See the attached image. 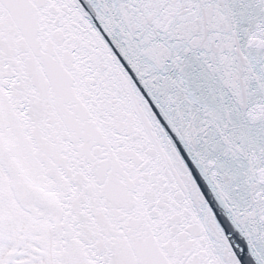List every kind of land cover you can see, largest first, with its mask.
Masks as SVG:
<instances>
[{
    "label": "water",
    "instance_id": "1",
    "mask_svg": "<svg viewBox=\"0 0 264 264\" xmlns=\"http://www.w3.org/2000/svg\"><path fill=\"white\" fill-rule=\"evenodd\" d=\"M3 1L0 0V7ZM163 2L164 6H167L166 11L171 19L168 24L158 25L162 18L165 23L167 22L166 11L163 12L161 6ZM204 2L206 1L204 0ZM213 3V0L208 2L211 5L210 10L213 11H209V14L214 13L215 6ZM177 5L180 8H182V5H186L183 8L184 11H186L188 6L187 3L185 4L181 0H105V7L112 15L111 19H114L120 28H118V31L120 32L121 30L120 33L125 34L127 37L124 42L127 43L128 41L127 44H132L137 50L139 39L142 40V46L148 55L147 65H145L147 67L151 66L150 68L153 72V77L147 83L154 91L156 89L157 91L159 89L162 90L160 92L162 93V98L159 99L160 102L156 107L161 108L162 112L166 111L165 113L168 115H173V126H178L177 135L180 140L184 141L183 152L185 153L186 151L189 158L198 159V163H192L194 178L185 177L186 172L189 171L183 173L185 180L183 186L187 187L186 194H184L185 189L181 193L178 190L180 186L176 184L174 179L176 177L169 179V185L174 192L173 201L170 202L172 196L169 192L165 194V198L169 197L168 203L175 207L170 208V210L173 212L182 209L188 211L189 216L198 217L201 216L202 208L200 206L197 207L199 192L195 190L193 183L196 180L202 182L201 179L209 174L210 168L214 170L212 173L215 172V174H212V177L207 179L208 187L216 188L215 184L223 183L226 177L223 175L221 168L217 170V168L212 167L214 160L211 157L214 154L206 155L210 152L211 143L217 137L216 129L219 127L228 129L229 133L239 137L249 135L255 129L249 130L244 135L239 133L237 129L239 128L237 125L239 121L238 114L240 115L241 109L246 111V106L243 103L236 106L238 101L243 98V91L241 92L240 87L233 89L230 94L232 95L231 98H228L229 100L221 97L216 99L214 103L212 102L210 106H200L201 102L204 101V97H199L200 95L198 94L199 90L197 87L199 89L202 88L198 81L199 79H197L198 74L203 76L207 72H219L220 69L227 70L232 62L219 60L215 65L204 67V62L199 61V66L205 69L199 71L195 77L190 76L191 80L188 82L181 71L184 70L185 66L182 62L179 63V61L174 59L171 48L165 42V44L160 45L162 42L156 43L150 39L152 37L165 40L173 34L174 24L172 23L175 20H173L172 13L175 15L174 8ZM148 14L153 15L154 19L156 18V22L152 25L148 24L146 28L144 27L143 19H137L136 16L140 17ZM11 15H14V11ZM217 15L214 14V16ZM45 17L42 18V20L44 19L42 25L46 23ZM0 18H5L2 9H0ZM55 20L65 26L64 32L66 33L64 34L72 36L73 41H75L74 39L78 36L76 31L79 25L71 26L69 22H63L58 17ZM190 23L188 22L186 26ZM48 25L46 26L47 28L44 26L35 28V31L42 38V43L53 35L52 26L51 24ZM181 25L182 22L177 21L174 29L176 30L175 35L182 30ZM134 29L136 30L134 31ZM155 29L156 31H154ZM151 31H153V34ZM64 34L62 37L66 38ZM55 45L50 46L52 50ZM3 47L6 48V46ZM70 47L73 50L75 49V46L69 45L68 50L59 51L60 54L51 59L53 61H63L64 54L75 58L76 54L74 52L71 53ZM113 49L115 53L107 59L104 69L107 71L111 70L110 75L117 72L118 76V72L121 71L117 61L121 63L120 56L128 52L129 49L120 47H113ZM8 52V50L5 52L0 48V59L7 57V55H2ZM50 53L48 52V54ZM209 54L211 55L212 53ZM36 57L38 61H42L44 59L43 52H36ZM259 57H262V55L259 56V51L256 50L243 60L256 63L259 61ZM220 58H224V55L220 46H218L216 60ZM42 62L44 63V70H46L49 67L46 63H49V61ZM193 63L197 64L196 62ZM207 63L208 61H206V65ZM35 67H38V64H35ZM241 69L242 67H240ZM248 69L252 71V67L249 66ZM15 70L16 68L12 67L11 63L0 69V167L5 171L12 194L21 206L25 209L38 206L51 217L53 264H134L136 260V264H144V262H147L146 260H148V264L151 261L153 264H161V258L167 264H178L183 255L175 248L178 247L177 244L176 246L172 244L171 234L173 232L164 231V241L157 248L162 247L161 252H159L155 249L148 250L146 246L141 248L136 244V246L131 244L129 247L120 244L121 231L117 232L116 229L113 230L111 228L112 219L111 215H107V212L113 209L111 208L112 205L110 206L113 201V207H118L120 212L122 211L120 213V224L126 227L127 234L133 236L134 234L139 235L141 231L149 232L153 225L151 227L142 225L140 224L141 219L145 215H149L151 208L149 203H151V200L162 196L154 190L149 195V199L147 198V205L144 204V198L139 199V201L134 199L133 195L140 192V187L135 184L137 180L133 176L141 172L140 168L144 164L138 160L139 157L137 155L133 156L134 158L130 157L132 149L128 148L127 145H125L127 148L119 156L120 165L115 161L113 155L111 156L109 153L111 159L119 165L116 169L118 173H107L105 177L107 180L104 181L98 176L95 178L96 172L93 170L101 163V156L108 150L107 147L109 146L108 141L104 140L103 132L110 134L108 139L116 140L112 135L111 122L106 121L103 123L104 128L102 130L99 129L97 132L93 131L95 133L92 136V133L88 131L91 122L89 119L91 105L84 102L85 93L79 92L76 89V84L72 90H68V85H73L74 82L72 77L64 78L61 76L62 78L52 80L53 83L46 84L45 82L44 86H42L36 85L39 82L33 78L31 79V77L24 76L21 78L13 76ZM121 73V77L116 78L110 84L111 87L109 86V93L112 95H122L118 91L127 87L130 77L134 74L132 71L126 76L125 73ZM257 78V80H252L246 77L241 79L240 84H246L247 86L256 85L260 82V78H263L262 73ZM152 81H157L158 84L152 86ZM195 83L197 85H194ZM59 84L60 86L58 87L57 85ZM65 93L67 96L64 95ZM246 93L250 95L247 91ZM248 115L252 117V115ZM106 123L110 129L106 127ZM193 123H195L194 126H192ZM169 139L170 137H166L167 146L169 145ZM180 140L179 142H181ZM100 141L105 143L102 145ZM213 146L212 148H214ZM186 153L185 155H187ZM204 156H207L205 159L206 163H204ZM125 159H130L134 163H129L127 166L122 167ZM0 181H3L0 187L2 197L5 203L11 206L12 211V209L16 208L11 204L9 192L5 187L6 180L1 171ZM116 182L117 185L113 187L112 185ZM111 187H113L111 190L112 198L109 196L110 202L107 204V202H104V198L108 196ZM221 187L227 186L223 184L219 188ZM250 187L254 189L255 184L250 183ZM238 189L240 188L238 187ZM245 194L249 196L245 187L242 193H239L238 190L236 192L238 196ZM177 196H179L178 199H176ZM236 199L241 203H246L242 197H237ZM128 202L129 204H127ZM188 202L191 203L186 206ZM181 203H183V207H181ZM260 204V206H263V203ZM242 206L240 205V209H242ZM252 207L246 208L247 214L249 208L251 210ZM125 213L128 215V219L124 223L122 215ZM162 213H165V211ZM18 215L23 214L18 211ZM29 215H35L36 221H41V224H47L38 218L42 214L32 210ZM241 216L240 214L238 217L235 216V218L240 221L238 223L239 227L245 229V219H242ZM247 217L249 220H253L250 213ZM129 222H134V225H130ZM45 228L48 229V226L41 227L40 232L43 234L45 246L49 247V239L44 236L45 230L43 229ZM46 236L49 237L48 234ZM126 248L128 249L124 250ZM121 251H124L123 256H121ZM143 253L147 255V259H144V261L141 259V254ZM119 256L123 258V261L119 259ZM48 263L50 264V262Z\"/></svg>",
    "mask_w": 264,
    "mask_h": 264
},
{
    "label": "rangeland",
    "instance_id": "2",
    "mask_svg": "<svg viewBox=\"0 0 264 264\" xmlns=\"http://www.w3.org/2000/svg\"><path fill=\"white\" fill-rule=\"evenodd\" d=\"M2 207L5 208L0 204V264L5 261L18 234L14 221L3 217ZM46 252L43 245L33 238L18 249L9 264H49Z\"/></svg>",
    "mask_w": 264,
    "mask_h": 264
},
{
    "label": "bare ground",
    "instance_id": "3",
    "mask_svg": "<svg viewBox=\"0 0 264 264\" xmlns=\"http://www.w3.org/2000/svg\"><path fill=\"white\" fill-rule=\"evenodd\" d=\"M3 181H0V187L2 185ZM0 204L5 206L2 210V215L4 218L8 220H13L15 225L18 228V234L15 239L14 245L10 252L7 254L6 261H4L1 264H8L7 261H10L13 259V256L16 254L18 249L22 247L27 241L31 239H35L43 245L45 248V251L48 259L50 258V249L48 246H45L43 234L40 232L41 227L47 225V224H41V221H36L35 215H18L17 209H12L11 206L5 203L4 198L2 197V191L0 188ZM17 247V251L15 252L14 249ZM14 251V252H13Z\"/></svg>",
    "mask_w": 264,
    "mask_h": 264
}]
</instances>
